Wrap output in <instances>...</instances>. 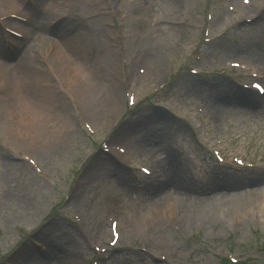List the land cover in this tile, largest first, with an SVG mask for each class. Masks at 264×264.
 <instances>
[{
    "label": "rangeland",
    "instance_id": "obj_1",
    "mask_svg": "<svg viewBox=\"0 0 264 264\" xmlns=\"http://www.w3.org/2000/svg\"><path fill=\"white\" fill-rule=\"evenodd\" d=\"M15 1L14 9L0 12L9 16L0 20V47L10 40L15 51L0 66L21 73L28 55L29 68L22 70L41 80L35 91L19 79L17 90L25 96L11 98L0 80V264H225L227 253L238 264H264L263 206L232 216L206 208L264 189V98L237 85L264 86V5L260 10L255 0L248 7L243 0H169L171 11L160 21V0ZM245 8H251L249 15ZM71 32L84 50L70 43ZM160 36L169 39L172 58L156 66L155 53L167 48L155 43ZM58 54L78 67L60 71ZM234 61L253 67L261 82L227 66ZM244 101L250 105L238 107ZM34 109L46 114L39 129L33 127ZM84 123L95 133L89 135ZM121 124L102 148L109 139L103 133ZM126 146L135 159L123 164L114 148ZM153 148L164 149L174 168L165 154L153 162ZM102 149L111 155H101ZM212 149L227 150V164L218 163ZM235 155L252 167L229 165ZM23 157L34 159L38 169ZM141 158L156 173L135 181L126 173L137 197L123 204L121 194V200L105 196L100 175L112 182L119 176L116 170L110 174L113 165L125 171ZM88 171L95 177L87 179ZM237 183L241 187H233ZM171 198L180 204L174 210L138 222ZM113 215L124 219L112 247L107 217ZM100 221L106 228L96 227ZM37 240L50 250L45 258L33 246ZM94 244L106 253L98 256Z\"/></svg>",
    "mask_w": 264,
    "mask_h": 264
},
{
    "label": "bare ground",
    "instance_id": "obj_2",
    "mask_svg": "<svg viewBox=\"0 0 264 264\" xmlns=\"http://www.w3.org/2000/svg\"><path fill=\"white\" fill-rule=\"evenodd\" d=\"M67 2H68V0H67ZM160 2H162V3H159V5L161 6V10L163 11L162 13H159V20L160 21H162L163 20V16L164 15H166V13L168 12V11H171L169 8H170V4H171V2L169 3V0H160ZM255 3H256V5H257V8H259V7H261V8H259L260 10L262 9V7H263V5H264V0H255ZM17 2L15 1V0H0V12L2 11V10H5V9H14L17 5ZM57 3H55V5H56ZM251 8H245V13L247 14V15H249V10H250ZM82 11V10H81ZM162 14V15H161ZM162 16V17H161ZM1 17V16H0ZM99 27H101V25L99 26ZM101 29V28H100ZM49 30V29H48ZM163 33H164V31H161V34L160 35H162L163 36ZM73 35H75V33H69V34H67L66 35V37L67 38H70L71 39V44H76V46H80V47H82V49L81 50H84L85 48H86V45H85V43L83 42V40H82V38H81V40L82 41H79V42H77V40H76V42H74V41H72V39H74L75 37H77L76 35L75 36H73ZM73 36V37H72ZM171 40V39H170ZM42 44H44V42L43 41H41V40H39ZM156 42H162L159 46H163L164 44H166L165 46L167 47L165 50H164V52L162 51L161 53L160 52H156L155 53V58H154V60H153V63H155L156 61V63H155V65L157 64V65H164V64H166L167 63V61L168 60H170L171 58H172V55L171 54H167V50H168V43H169V39H167L166 37L164 38V39H161V36L160 37H158L157 38V40H156ZM173 42H174V40H173ZM0 44H1V42H0ZM38 46V45H37ZM162 48V47H161ZM161 48H159L158 47V49H160L161 50ZM34 50H36V49H34ZM34 50L31 52V53H33L34 52ZM168 51H170V50H168ZM162 53H164V54H162ZM2 54H4V50L3 49H1L0 48V57H1V55ZM113 54V52H109L107 55H105L103 58H104V60H107L111 55ZM29 58L30 57H28V55H27V57L25 58L26 60H24V61H22V63H21V73L19 72V73H16V72H14V71H11L10 69H9V67L8 66H3V67H1L0 66V80L3 82V83H5V84H7L8 86H9V88L11 89V93L9 94V97L11 98V96L12 95H14V94H16L18 97H23V96H25V94H24V91L22 90V91H18L17 89H18V87H20V85H21V83L22 84H24V82H30V85L32 86V87H34L33 89H35V91L37 90V83L41 80L40 78H36V79H32L26 72H24L23 70H22V67H25L26 69H28L29 68V65L27 64V62H28V60H29ZM55 61H58L62 66H60V65H58V67H59V69H60V71H62V67L63 66H70V67H73V68H76V67H78V65L76 66V63L74 64V62L73 61H70V60H68V59H66V57L65 56H63V55H60V54H58V56L57 57H55ZM85 64H87V62L85 63ZM20 65V64H19ZM156 65V66H157ZM79 66H80V64H79ZM81 67V66H80ZM86 67V66H85ZM8 71H10V73H8ZM98 78H100V77H98ZM98 78L96 79L97 81H98ZM19 79H20V81H21V83H20V81H19ZM7 81H8V83H7ZM88 81V83H89V86L90 87H93V83H92V81L90 80V79H88L87 80ZM100 84H102L101 82H100ZM31 87V88H32ZM110 101V103H111V105L113 106V107H117V104L115 103V100H113V99H111V100H109ZM233 102V101H232ZM237 103V102H236ZM1 104H2V102H1ZM239 105H238V107H240V106H242V105H250L249 104V102L248 101H244V102H242V104H241V102L240 103H238ZM5 106H7V105H5ZM2 107H0V109H1ZM15 111H16V113H17V110L16 109H14ZM2 114H3V112L1 111L0 112V118H2ZM44 115H46L45 113H42V111L41 110H33V114H32V118H33V127L36 129H39V127L43 124L42 122V116H44ZM158 151L161 153V154H165L166 155V157L164 156V158H165V161L167 162V164H168V168H174V166H175V164H176V162L173 160V159H170V157H169V155H167L165 152V150L164 149H158V148H153V149H150V152L153 154V155H157L158 154ZM160 158H162V157H160ZM116 164V163H115ZM179 165V164H178ZM177 165V166H178ZM24 167L25 168H27V166L26 165H24ZM171 169V170H172ZM112 170H116V173L117 174H119V173H121V174H124L125 172L119 167H116V166H114L113 165V168H111V171H109L110 172V174H112V173H114ZM116 175V174H115ZM93 177H95V174L93 173V172H91V171H88V173L86 174V178L87 179H90V178H93ZM100 177L101 178H99V181H103V183H104V185L105 184H107V179L109 178V177H106V176H104V175H100ZM115 177V176H114ZM118 177V176H117ZM98 178V177H97ZM113 178V177H112ZM119 180H120V176H119V179H117L116 177L115 178H113L112 179V182H117V183H119ZM117 183H116V185H117ZM233 187H241V184L240 183H237V184H235ZM121 191H122V193H123V191L125 190V189H127L126 190V192L125 193H123V196L126 198V199H130L131 197H132V190L130 189V188H128V185H125V186H121ZM263 192H256V193H254L253 195H245V196H237V197H233V198H231V199H229L228 201V203H224L223 204V202H222V200H219V203H221L220 204V206H217V207H213V205H216V204H211V205H208L206 208H207V210H208V212H211V213H215V212H217V213H221V214H226V215H228V216H232V214H238V212H240V210H244V211H253V210H256V208H259V207H261V206H263L264 207V189L262 190ZM229 194H234L233 192H231V193H229ZM252 194V193H251ZM157 200V199H156ZM155 200V201H156ZM171 200H173L171 203H170V205H164L163 203H162V201H160V202H158L157 204H158V208H161L159 211H156V210H154V208H153V214H151L150 215V213L149 214H147V215H143L141 218H140V220L138 221V222H141L144 218H146V217H149L151 220H155V218H154V216H158L160 213H162V214H164L165 212H169V211H172V210H174L173 208H175L177 205H180V204H178L176 201L177 200H174V198H171ZM154 201V202H155ZM125 202L126 203H129V202H127L126 200H125ZM150 204H152V203H150ZM164 205V206H163ZM153 207V205L151 206V208ZM185 208H188L187 209V212H185V214L186 213H190V210H189V207H188V205H185ZM128 208H125V210H127ZM154 211H156V212H154ZM197 212H199V210L197 209L196 211H195V213H197ZM150 215V216H149ZM175 215V214H174ZM123 219H124V217H123ZM122 219V220H123ZM101 227L102 228H105L106 226H105V223H101ZM48 252V251H47ZM33 254V253H32ZM29 258V257H28ZM36 264H38V262H36Z\"/></svg>",
    "mask_w": 264,
    "mask_h": 264
}]
</instances>
